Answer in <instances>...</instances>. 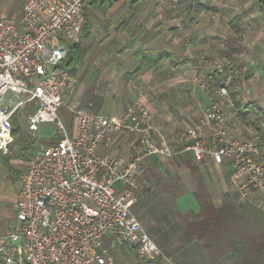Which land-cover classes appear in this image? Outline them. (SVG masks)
Segmentation results:
<instances>
[{
    "label": "built area",
    "instance_id": "obj_1",
    "mask_svg": "<svg viewBox=\"0 0 264 264\" xmlns=\"http://www.w3.org/2000/svg\"><path fill=\"white\" fill-rule=\"evenodd\" d=\"M92 1L101 0H25L18 21L0 19V152L7 154L14 143V117L21 108L31 111L30 132L51 123L56 137L25 165L14 227L0 232V264H116L104 245L111 234L121 244L138 245L143 259L175 264L133 210L146 175L144 159L178 153L166 137L152 138L151 131L157 130L148 108L138 102L113 118L92 113L77 101L70 106L74 136L59 114L75 87L64 61L70 46L85 37L84 11ZM230 78L208 86L212 102L200 124L211 126V143L191 131L184 148L197 161L207 155L219 164L232 159L234 179L243 178L240 197L247 200L259 191L264 205V146L228 140L221 100L230 96ZM10 91L19 100L5 104ZM123 133L136 135L130 158L97 152L99 144L108 145Z\"/></svg>",
    "mask_w": 264,
    "mask_h": 264
},
{
    "label": "crops",
    "instance_id": "obj_2",
    "mask_svg": "<svg viewBox=\"0 0 264 264\" xmlns=\"http://www.w3.org/2000/svg\"><path fill=\"white\" fill-rule=\"evenodd\" d=\"M24 1L0 0V19L18 21ZM154 1L101 0L87 5L82 56L67 67L75 87L65 105L70 110L78 101L92 113L113 118L138 102L148 108L157 130L151 131L152 138L166 137L178 153L174 157L157 154L144 159L142 186L149 191L137 200L133 210L138 209L142 222V216L146 220L154 217V223L180 227V250L175 253L179 262L162 250L175 264H199L206 257L204 246L187 235L184 218L201 211L196 176L204 180L207 196L216 207L236 194L244 201L238 193L243 178L234 179L230 158L221 164L212 155L197 161L191 151L185 150V138L195 131L205 141H212L211 126H202L200 121L211 105L208 86L214 84L215 71L224 65L222 52L234 36L231 22L237 17L245 31L242 56L246 62L239 91L245 102L258 105L264 113V8L259 0ZM121 8H126L124 14H119ZM221 106L229 128L228 140L256 141L264 146L262 134L242 121L231 97L221 100ZM66 124L74 136L75 122ZM135 139L132 133L115 134L108 145L99 144L97 152L130 158ZM5 179L16 182L8 173ZM20 186L19 180L16 198ZM261 199V193L253 191L247 200L264 210ZM170 214L174 220L168 218ZM115 244L120 255L130 260L128 264H140L125 243L113 239L112 248Z\"/></svg>",
    "mask_w": 264,
    "mask_h": 264
},
{
    "label": "trees",
    "instance_id": "obj_3",
    "mask_svg": "<svg viewBox=\"0 0 264 264\" xmlns=\"http://www.w3.org/2000/svg\"><path fill=\"white\" fill-rule=\"evenodd\" d=\"M264 8V1L259 0ZM88 21L87 6L84 11ZM87 24V23H86ZM234 36L226 43L223 50L224 65L214 73L215 85H219L229 75V92L239 117L243 122L254 126L264 137V113L256 104L245 102L240 94V87L244 80V68L246 62L243 59L244 28L239 17L231 22ZM82 42L75 44L64 61V66L70 67L81 59ZM231 71V74H230ZM14 143L7 154H0V161L5 165L10 177L17 181L20 170L12 164L14 158L29 160L34 151L36 137L27 128L14 118ZM14 145L18 149H14ZM144 164V161H143ZM197 175V174H196ZM198 188L196 195L201 204L198 214H187L185 227L207 249L210 259L218 264H264V210L249 200H239L235 197H227L221 207H216L207 196L204 180L196 176ZM149 189L142 186L137 191V198L146 194ZM114 235L104 238L107 248H112ZM124 247L133 253L140 264H169L158 258L154 260L143 259L139 255V246L124 244Z\"/></svg>",
    "mask_w": 264,
    "mask_h": 264
},
{
    "label": "rangeland",
    "instance_id": "obj_4",
    "mask_svg": "<svg viewBox=\"0 0 264 264\" xmlns=\"http://www.w3.org/2000/svg\"><path fill=\"white\" fill-rule=\"evenodd\" d=\"M124 2H129L131 0H122ZM155 2L154 0H150V2ZM162 1V0H159ZM151 2V3H152ZM131 9V8H130ZM126 12V8H121L119 10V14H124ZM211 93V92H210ZM212 97V96H211ZM230 97V96H229ZM212 99V98H211ZM5 104H11L13 102H17L19 100V97L14 93V92H8L5 95ZM31 113L29 109L26 108H21L18 110L17 114L15 117H18V122L21 123L23 126L27 125V118L28 115ZM59 114L61 118L67 123V121L73 122V113L71 110H69L67 105H64L60 108ZM54 125L51 123H44L40 126V130L34 134L31 133L28 129V131L36 137L35 141V147L34 150H38L41 147L51 145L55 142L56 137L54 136ZM14 149H18L17 145H14ZM10 151V150H9ZM30 160V159H29ZM29 160H25L22 158H14L12 160V164L15 168L19 169L20 175H19V180L21 178L22 173L24 172L25 165ZM8 171L5 167V165L0 161V232H5L12 227H14V222H15V206H16V194L19 189V180L14 182H9L7 179H5ZM14 176L11 178L13 179ZM14 180V179H13ZM9 182V183H8ZM136 212H138V209L136 208ZM173 219L172 214L168 217ZM147 217L142 216L143 220V226L146 228V230L149 232L151 237L155 240V242L163 248L166 254L169 256H172L175 258V253L180 250L178 249L180 240L178 238L177 230L180 227L175 226L174 224L169 225V224H157L156 222L154 223V220H156L154 217H149L150 220H146ZM180 218V217H179ZM181 219V218H180ZM182 220V219H181ZM175 229L173 231V229ZM187 235L189 237H192L193 239L197 240L196 237L188 232ZM176 236V237H175ZM108 251V250H107ZM203 252L205 253L204 259L199 260V264H218L217 261L214 263L211 259L210 256L208 255L207 249L204 248ZM108 254L112 256V258L118 262V264H128V257H122L120 255V252L118 251V248L116 247V244L114 248L111 249V252L108 251ZM134 259V258H133ZM135 260V259H134ZM176 262H179L178 258L174 259ZM137 261V260H136ZM139 263V261H137ZM132 263V261H131ZM130 264V263H129ZM134 264H136L134 262Z\"/></svg>",
    "mask_w": 264,
    "mask_h": 264
},
{
    "label": "water",
    "instance_id": "obj_5",
    "mask_svg": "<svg viewBox=\"0 0 264 264\" xmlns=\"http://www.w3.org/2000/svg\"><path fill=\"white\" fill-rule=\"evenodd\" d=\"M262 1H264V0H262Z\"/></svg>",
    "mask_w": 264,
    "mask_h": 264
}]
</instances>
